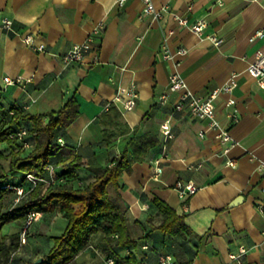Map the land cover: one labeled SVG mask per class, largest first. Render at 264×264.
Wrapping results in <instances>:
<instances>
[{"label": "crops", "instance_id": "1", "mask_svg": "<svg viewBox=\"0 0 264 264\" xmlns=\"http://www.w3.org/2000/svg\"><path fill=\"white\" fill-rule=\"evenodd\" d=\"M152 2L156 9H165L158 20L142 15L140 0L122 6L114 0H0V105L5 112L39 115L58 111L75 97L79 116L58 137L57 171L73 161L80 165L75 173L86 182L109 165L128 137L157 138L158 144L145 159L118 178L117 194L128 207V219H137L143 228L139 230L143 238L132 250L138 260L159 264L158 256L174 247L171 243L176 239L150 231V222L158 223L151 203L159 199L197 236L188 239L189 264H264V170H257L264 161V87L245 72L255 53H264V37L249 42L258 30L264 31V0ZM187 6L192 7L190 13L185 11ZM173 14H186L190 21L206 17L205 33L220 42L212 45L179 27ZM3 20L12 22L9 30L1 28ZM100 21L105 28L93 36L92 49L80 63L64 66L60 56L84 42ZM168 31H173L166 41L168 50L187 51L179 57L177 70L196 96H207L232 73L238 74L233 92L214 100V118L238 143L226 156L214 131H205L207 121L193 118L186 109L173 111L176 94H169L165 105L157 104L158 97L168 92L174 68L160 55ZM26 35L33 36L35 45L43 44L45 52L27 47L21 40ZM4 77L31 81L11 86L4 84ZM126 92L136 96L131 110L123 107L130 99ZM229 98L235 103L227 108ZM108 104L117 109L119 121L129 131L109 144L102 135L103 107ZM229 114L238 121L231 123ZM166 120L170 137L161 133ZM228 160L234 161L232 167L226 165ZM197 163L202 167L189 168ZM177 181L191 182L198 190L180 199L174 190ZM108 192L113 194L111 187ZM239 196L242 201L230 207ZM57 207L31 223L9 264H25L48 252L53 242L46 236L61 235L66 226ZM19 222L11 223L13 232L5 229L9 224L3 226L2 234L18 232ZM143 244L149 249L142 250ZM241 246L245 253L232 260ZM92 249L91 245L83 248L74 264L93 256Z\"/></svg>", "mask_w": 264, "mask_h": 264}, {"label": "trees", "instance_id": "2", "mask_svg": "<svg viewBox=\"0 0 264 264\" xmlns=\"http://www.w3.org/2000/svg\"><path fill=\"white\" fill-rule=\"evenodd\" d=\"M78 108L75 97L70 98L58 111L39 115H20L13 109L5 112L0 105V143L11 142L8 134L17 130L22 122L31 123L30 127L21 126L27 129L28 138L34 141L33 149L24 151L10 167L15 181L0 184V200L7 193H13L7 210L4 211L5 208L0 203V264H9L11 255L18 250L27 215L52 211L55 204L58 205L66 226L61 235L46 236L52 240L53 245L42 255L43 261L38 264H74L75 256L89 245L93 248L92 253L100 256L98 264L108 258L115 264H145L132 252L143 238L139 233L143 228L137 219H128V207L117 194L118 178L123 172H128L134 163L143 161L147 152L158 144V140L154 135L128 137L119 148L118 155L103 170L95 171L92 180L88 182L75 173L74 170L80 165L73 161L60 166V171H57L60 164L57 154L58 137L79 116ZM119 120L120 113L110 106L103 116L104 143L109 144L116 137L129 132ZM18 146L21 147L19 143ZM47 166L53 167L51 175L45 170ZM27 174L47 182H37L32 187L25 181ZM7 185L23 187V196L17 203L16 192L6 188ZM108 187L112 188L113 194L108 192ZM151 204L157 211L158 223L154 225L150 222V231L179 239L172 240L173 249L170 253L160 254L158 262L161 255H170L174 264H189L190 258L185 256L186 252H191L187 248L188 239L197 236L185 225L183 218L178 217L163 201L154 199ZM17 221H20L19 225L22 221L24 223L19 226L18 232L1 235L3 226ZM143 246L149 249L146 244L141 249ZM36 260L25 264H35Z\"/></svg>", "mask_w": 264, "mask_h": 264}, {"label": "built area", "instance_id": "3", "mask_svg": "<svg viewBox=\"0 0 264 264\" xmlns=\"http://www.w3.org/2000/svg\"><path fill=\"white\" fill-rule=\"evenodd\" d=\"M115 4L118 6H122L128 0H114ZM142 3V15L151 16L155 20L160 19L162 17V12L165 9H156L152 0H140ZM192 10L191 6H187L185 11L186 13H190ZM173 18L176 21L179 27H183L188 29L195 34L200 39H207L209 40L212 45H217L220 40L217 39L213 34H206L205 30L207 28V19L206 17H199L193 21L188 20L189 18L186 14L177 15L173 14ZM12 25L10 20H3L2 21V29L9 30ZM105 28V24L103 21L98 22L91 35L86 38V40L82 43L75 44L69 49L66 53L60 56L61 63L64 66L74 65L80 63L84 56L92 49L91 42L93 36H99ZM173 34V31H168L163 35V45L160 50L161 58L164 60L170 61L174 68L173 71L170 73L169 76V85H168V92L161 94L157 99L158 105H165L168 102L169 94L174 93L177 95V98L173 104V111L179 112L186 109L193 118L197 120L207 121V128L205 131H214L215 138L223 145L222 154L227 155L231 149L238 146V143L232 136H230L229 131L226 130L215 118H214V100L220 94L229 95L233 92L235 87L237 86V77L238 74L232 73L228 80L219 87H216L215 90H212L207 96L199 97L193 94L191 91L187 90L188 87L184 81V79L180 76L177 67L179 65V57H182L186 54V50L183 48L178 49L175 52H170L167 48L166 41L167 38ZM264 37V31L258 30L254 36L249 40V42H253L255 38H262ZM22 42L29 48L45 52V46L43 44L35 45L34 38L31 35H26L22 37ZM254 60L245 68V72L248 73L256 82L259 87H264V53L257 51L254 55ZM31 79L23 80L21 77H16L14 79H10L9 77H4L3 82L6 85H24L27 82H30ZM130 99L124 103L125 110H131L134 105L135 101L134 98L136 97L134 94L126 92ZM235 102L232 98H229L226 101L225 106L230 108ZM110 107V104L103 107V111L107 112ZM12 114V112H10ZM231 123H236L238 121V117L234 116L233 114L228 115ZM205 131L199 132V137H202ZM161 133L166 136L170 137V126L169 121L166 120L161 124ZM9 140L17 141L23 150L32 149L34 147V141L28 138V131L25 127L21 126L17 128L14 132L8 134ZM60 141V140H58ZM251 158L253 157L249 154ZM228 167H232L234 165L233 160H228L226 162ZM202 167L201 163H197L196 165H191L189 168L192 169H199ZM45 170L49 172L51 175L53 172L52 166L45 167ZM258 171L264 170V161H261L259 167L257 168ZM157 172V170H156ZM25 181L30 183L32 187L36 185L37 182H47L44 181L42 178H37L32 174L25 175ZM80 184V183H79ZM8 189H12L16 192L18 198L15 199V203L19 201V199L23 196V187L22 186H13L7 185L5 186ZM174 190L177 192V195L180 199L185 197H189L197 192L198 188L191 183H183L181 181H177L174 185ZM39 213H29L26 217L25 224L23 230L21 232V243L25 242V233L29 229L31 223L39 217ZM147 246H143L142 249H146ZM246 249L244 247H239L238 252L235 255H231L232 260H236L241 255L245 253ZM102 264H115L112 259H105L102 261ZM160 264H174L173 259L170 255H161L159 257Z\"/></svg>", "mask_w": 264, "mask_h": 264}, {"label": "rangeland", "instance_id": "4", "mask_svg": "<svg viewBox=\"0 0 264 264\" xmlns=\"http://www.w3.org/2000/svg\"><path fill=\"white\" fill-rule=\"evenodd\" d=\"M33 149V148H32ZM29 149L23 150L21 147L18 146V142L11 140V142H3L0 143V184L4 183L5 181H15V179H11V171L10 167L14 163V161L24 154V151H28ZM11 177V178H10ZM10 190V189H9ZM12 191V190H11ZM13 193H7V195L3 196L2 200H0V203H2V206L6 209L8 204L13 198ZM24 224L23 221L20 223V225ZM15 226L13 224H9L8 227L6 226V230H10L13 232ZM2 229V228H1ZM31 228H29L25 233V239L26 236H28ZM22 231V230H21ZM16 232V231H15ZM1 231V235H2ZM21 243V240H20ZM22 242L21 244H23ZM100 256L97 254H94L93 256H88L85 258V260L82 262V264H98L100 261ZM19 264V263H18ZM21 264V262H20Z\"/></svg>", "mask_w": 264, "mask_h": 264}, {"label": "water", "instance_id": "5", "mask_svg": "<svg viewBox=\"0 0 264 264\" xmlns=\"http://www.w3.org/2000/svg\"><path fill=\"white\" fill-rule=\"evenodd\" d=\"M240 201H242V197H236L235 199H234V202H232L231 204H230V207H233L234 205H236V204H238ZM43 261V259L42 258H39V259H37L34 263L35 264H38V263H41Z\"/></svg>", "mask_w": 264, "mask_h": 264}]
</instances>
